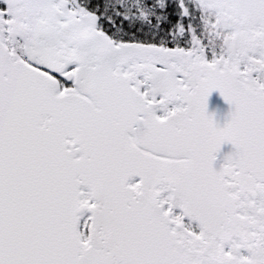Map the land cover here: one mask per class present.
<instances>
[{
    "label": "snow or ice",
    "instance_id": "obj_1",
    "mask_svg": "<svg viewBox=\"0 0 264 264\" xmlns=\"http://www.w3.org/2000/svg\"><path fill=\"white\" fill-rule=\"evenodd\" d=\"M0 264H264V0H0Z\"/></svg>",
    "mask_w": 264,
    "mask_h": 264
},
{
    "label": "water",
    "instance_id": "obj_2",
    "mask_svg": "<svg viewBox=\"0 0 264 264\" xmlns=\"http://www.w3.org/2000/svg\"><path fill=\"white\" fill-rule=\"evenodd\" d=\"M209 111L215 112L217 120L221 124L223 123L224 117L228 112V106L223 102L222 98L219 97L218 93H213L210 100Z\"/></svg>",
    "mask_w": 264,
    "mask_h": 264
}]
</instances>
